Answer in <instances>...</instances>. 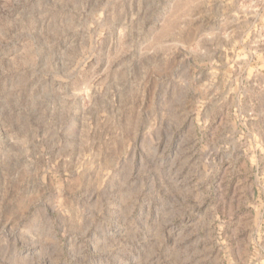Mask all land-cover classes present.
Listing matches in <instances>:
<instances>
[{
    "label": "rangeland",
    "instance_id": "rangeland-1",
    "mask_svg": "<svg viewBox=\"0 0 264 264\" xmlns=\"http://www.w3.org/2000/svg\"><path fill=\"white\" fill-rule=\"evenodd\" d=\"M0 264H264V0H0Z\"/></svg>",
    "mask_w": 264,
    "mask_h": 264
}]
</instances>
